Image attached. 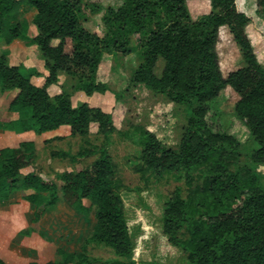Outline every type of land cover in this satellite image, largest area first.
Here are the masks:
<instances>
[{
  "label": "trees",
  "instance_id": "obj_1",
  "mask_svg": "<svg viewBox=\"0 0 264 264\" xmlns=\"http://www.w3.org/2000/svg\"><path fill=\"white\" fill-rule=\"evenodd\" d=\"M121 1L119 7L105 9L106 32L100 37L80 23L82 0H0V42L7 45L23 39L29 47L26 52L30 51L29 55L0 53V95L7 111L16 115L15 119L0 118V130L31 132L37 138L68 126L71 135L86 137L89 126L95 124L97 134H112L111 114L82 101L73 105L71 96L108 90L97 80L103 53L128 55L130 30L146 32L136 50L138 62L130 81L187 110L176 151L144 131L137 158L144 170L156 176L183 173L186 194L175 187L163 204L162 232L167 242L186 254L187 264H264V185L255 173L264 164V69L245 32L250 18L237 9L235 0H208V13L196 19L190 17L186 0ZM23 4L35 10L27 25L17 20ZM254 14L264 23V0H255ZM220 27L227 28L243 60V66L225 78L215 51ZM27 56L38 59L45 71L42 83L33 82L41 76L39 69L23 66ZM159 61L161 71L156 75ZM61 75L69 90L62 88L50 96L47 88L57 85ZM226 87L237 96L232 111L247 130L249 144H257L245 153L240 141L223 129L215 109V99ZM210 112L215 117L212 121ZM35 148L34 139L16 148H0V203L9 202L20 191L21 199L33 208L34 223L57 203V179L65 203L84 216L94 210L88 241L114 256L100 260L58 247L47 264H136L123 202L112 187L116 171L106 144L87 166L47 180L33 170L22 172L31 165ZM92 154L80 152L76 157ZM20 233L27 235L29 230ZM0 264L8 263L0 257Z\"/></svg>",
  "mask_w": 264,
  "mask_h": 264
},
{
  "label": "rangeland",
  "instance_id": "obj_2",
  "mask_svg": "<svg viewBox=\"0 0 264 264\" xmlns=\"http://www.w3.org/2000/svg\"><path fill=\"white\" fill-rule=\"evenodd\" d=\"M235 2L237 9L250 18L246 34L259 65L264 69V23L254 20L255 0ZM82 3L85 7L82 4L81 25L102 37L106 32L103 22L105 9L117 8L122 1L82 0ZM186 6L192 19L209 11L208 0H186ZM91 7L96 10H91ZM34 13V9L23 4L20 6L17 20L27 25ZM130 31L132 32L127 34L126 39L131 53H103L99 63L97 80L105 83L108 90L88 97L80 92L71 96L73 105L82 101L90 107H98L111 114L114 132L109 136L97 134L96 125L91 124L89 135L86 137L71 135L70 130L65 127L62 128L60 136L34 138L36 148L32 163L22 172L33 170L44 180L53 179L56 173L87 166L106 144L115 166L112 187L120 194L123 202L124 219L132 244V259L136 264H187L186 254L170 245L162 232L164 202L175 187L182 190L183 196L186 194L187 186L183 173H164L156 176L144 170L137 160L142 149L141 133L144 131L152 133L164 147L176 151L186 124L187 110L169 102L164 96L151 92L144 85L130 81V72L138 62L136 50L147 35L146 32L136 34L132 29ZM15 40L25 42L23 39ZM9 44L3 45L0 42V53L22 45ZM215 51L223 78L243 66L241 53L226 27H220L217 31ZM37 63L26 62V65H37L41 76L34 78L33 82L40 84L43 82L45 71L39 66L40 63ZM161 66L159 61L155 68L156 75L160 74ZM62 88L69 90V83L61 75L58 84L49 86L47 92L52 96ZM236 100V94L226 87L215 99V109L221 117L223 129L240 141L245 153L249 148H256L257 144H249L247 130L233 114L232 106ZM6 103L5 98L0 96V116L13 115L6 111ZM212 115L210 112V121L215 118ZM86 151L93 154L85 158L76 157L77 153ZM242 160H245L244 157ZM255 173L259 182L264 185V164L257 166ZM54 182L58 189V201L44 210L37 221L31 222L32 207L30 210L27 206L22 207V204L18 207L20 224L18 223L15 230L11 228L9 237L0 238V255L3 260L9 264H28L31 260L38 264H47L55 258L58 247L75 253L85 252L100 260L113 258L110 250L88 241L94 225V210L88 216L77 213L62 199L60 182L57 179H54ZM85 204L89 205L88 202ZM13 206L17 208L16 205ZM22 228L28 229L29 233H20Z\"/></svg>",
  "mask_w": 264,
  "mask_h": 264
},
{
  "label": "crops",
  "instance_id": "obj_3",
  "mask_svg": "<svg viewBox=\"0 0 264 264\" xmlns=\"http://www.w3.org/2000/svg\"><path fill=\"white\" fill-rule=\"evenodd\" d=\"M254 20L256 22H257V20H258V22H262L255 16V14H254ZM245 32H246V27H245ZM18 44H22V45L18 46L15 49L11 48L10 50L7 51L8 54L11 55V54H14L18 51H23V52H25V54L28 53V55L30 54V51L26 52V50H29V47H27L26 43L23 41L13 40L10 42L9 46L10 45L15 46ZM33 57L27 56L26 58H24L23 62H22L23 66H25L26 68H29V66H31V65H26V62H32L33 64H35V62L37 61L39 63L38 59H35ZM33 64L31 66V68L37 67V65L33 66ZM0 96L3 97L2 95H0ZM6 111H7V103H6ZM0 118L15 119L16 115L13 114L12 116H9V115L8 116H0ZM65 127L69 129L68 126H60L57 129L42 133L40 136L41 137L42 136L43 137L44 136L45 137L46 136H60L62 128H65ZM25 135L27 136V139H26ZM34 138H35V136L31 132H27V133H23V134H16L15 132H12V131L0 130V148H3V147L16 148L19 146L20 142H22L24 140H33ZM17 192L19 193V197H17V194H18ZM17 192L13 193L9 202H1L0 203V238L9 237V231L11 230V228H14V230H15V228L18 227V223L20 222V216H19L20 215V213H19L20 209L18 207H21V204H22V207L27 206V208H29V210L32 207L28 202L21 199V197H20L21 192L20 191H17ZM13 205H16L17 208L14 207ZM22 229H25V228H22ZM22 229H20V230H22ZM0 257H1V255H0Z\"/></svg>",
  "mask_w": 264,
  "mask_h": 264
}]
</instances>
